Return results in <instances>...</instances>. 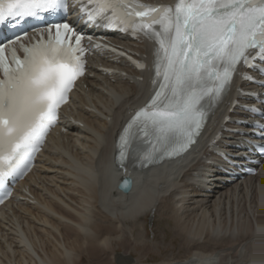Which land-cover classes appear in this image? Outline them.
Wrapping results in <instances>:
<instances>
[{"label":"bare ground","instance_id":"obj_1","mask_svg":"<svg viewBox=\"0 0 264 264\" xmlns=\"http://www.w3.org/2000/svg\"><path fill=\"white\" fill-rule=\"evenodd\" d=\"M115 41L149 61V43ZM97 64L126 75L103 74ZM90 66L70 96L67 115L77 124L64 121L67 132L48 137L35 169L21 183L30 198L12 199L0 210V264H81L82 258L106 264L107 250L113 264L116 247L124 250L119 264H130L129 241L141 237L131 223L147 213L171 222L185 256L159 264H264V166L255 177L228 182L208 144L225 115L238 118L244 112L229 113L230 102H223L187 155L144 170L127 169L132 185L124 192L118 189L122 175L114 144L128 112L147 100L151 74L106 54L93 57ZM236 85L246 88L239 78ZM242 140L223 132L214 146L236 153L232 145Z\"/></svg>","mask_w":264,"mask_h":264},{"label":"rangeland","instance_id":"obj_2","mask_svg":"<svg viewBox=\"0 0 264 264\" xmlns=\"http://www.w3.org/2000/svg\"><path fill=\"white\" fill-rule=\"evenodd\" d=\"M161 219L162 218H160L158 215H156V216L152 215L151 216V213L150 214L147 213L145 216L139 218L138 222L131 223V225H133L132 228H134V231L136 233L139 232L141 237L140 238L136 237L137 241H133V242L129 241L131 243L128 242L129 243L128 248L131 249L130 256H128L130 259L129 260L130 264H159L160 261H162L165 258H169V261H174L176 259L177 260L184 259L185 256L182 253L183 252L182 249L179 248V250H178V245H177L179 243L178 238L174 239L175 237L173 235V232H171V226H169L171 224V222L164 220V219L161 220ZM113 225H115V223H113ZM112 230L114 232V233L112 232L113 233L112 235L118 234V232L115 231V229H112ZM104 235H106V233L103 232V234H102V232H101V236H104ZM123 235L124 234H122L120 236H123ZM139 240H140V242H143L144 245L138 246L136 243ZM151 246H152V248H151ZM116 248L117 249L114 250V252H112L111 255L113 258V262L115 264H119L121 262L120 261L121 258L118 255L123 254L122 252L124 250L122 251V249L120 247H116ZM141 248H143L145 250L147 248L149 250H146V252H143V249H141ZM108 253H109V250H107L105 253V256L107 255V257H105L104 259L105 260L108 259V261L104 260L106 264H108L109 258H110V257H108L109 256ZM140 255H141V257H140ZM137 257H138V260L133 261L134 258L137 259ZM118 259L120 262L118 261ZM94 261L90 262V264H100L97 262L96 258L94 259ZM81 264H89V262L86 260V258H82ZM124 264H126V263H124Z\"/></svg>","mask_w":264,"mask_h":264},{"label":"water","instance_id":"obj_3","mask_svg":"<svg viewBox=\"0 0 264 264\" xmlns=\"http://www.w3.org/2000/svg\"><path fill=\"white\" fill-rule=\"evenodd\" d=\"M124 191L127 192L128 191V188H124Z\"/></svg>","mask_w":264,"mask_h":264}]
</instances>
